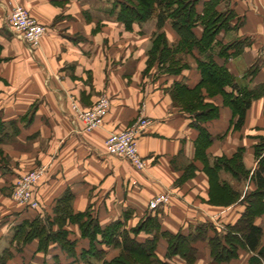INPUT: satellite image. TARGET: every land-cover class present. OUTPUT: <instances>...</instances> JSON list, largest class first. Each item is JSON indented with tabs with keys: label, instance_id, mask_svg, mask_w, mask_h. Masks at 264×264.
Returning a JSON list of instances; mask_svg holds the SVG:
<instances>
[{
	"label": "crops",
	"instance_id": "0c3cea01",
	"mask_svg": "<svg viewBox=\"0 0 264 264\" xmlns=\"http://www.w3.org/2000/svg\"><path fill=\"white\" fill-rule=\"evenodd\" d=\"M115 1L0 0V145L51 140L50 177L40 187L44 213L49 211L54 216L58 200L71 193L73 212L90 211L102 227L125 221L132 228L153 215L162 232L187 236L200 224L211 223L225 233L226 227L235 225L244 213V204L205 210L182 195L192 183L186 184L183 191L174 186L183 174L175 164H198L200 132L192 125L193 116L175 108L170 95L177 83L198 86L202 79L199 61L210 58L234 79V88L227 86L226 92L240 89L258 94L239 128L238 117L232 106L225 104L222 94L207 98V103L218 107L219 116L203 126L212 139L206 151L212 163L218 157L231 159L241 151L251 174L260 167L264 149L258 159L255 153L264 144V0H220L217 10L232 13L229 29L218 34L210 55L201 54L197 48L193 55H181L187 67L178 73L160 72L158 64L148 67L149 55L140 41L158 33L157 18L136 23L129 30L119 19L121 6ZM203 4L197 5L198 12H202ZM15 5L24 7L47 29L35 50L10 29L8 19ZM172 29L168 21L160 30L170 46L181 39ZM194 32L201 38L203 27L198 25ZM104 95L111 100L104 125L92 132L83 131L82 124L73 118L71 103L77 101L82 108L91 109ZM140 117L153 122L138 139L139 153L146 163L143 171L108 155L105 147L110 133L125 131ZM17 176L15 166L0 163V188L15 184ZM225 176L224 180L233 184V177ZM165 194L169 202L151 213L150 201ZM18 220L21 223L27 218ZM255 225L263 230V246L264 214L255 219ZM75 233L77 249L88 248V241L79 231ZM214 234L208 231L209 236ZM138 238L144 241L151 236L142 233ZM193 247L199 251L195 264H219L213 261L207 241L198 240ZM100 248L108 260L120 251ZM54 250L57 253L51 254ZM167 252L168 243L160 238L158 257L171 264H186L180 256L167 258ZM55 256L64 263L70 259L56 246L45 254L36 244L30 258H21L20 263L53 264ZM253 258L261 262H253ZM220 264H262V259L240 249L238 258Z\"/></svg>",
	"mask_w": 264,
	"mask_h": 264
},
{
	"label": "trees",
	"instance_id": "16d2710c",
	"mask_svg": "<svg viewBox=\"0 0 264 264\" xmlns=\"http://www.w3.org/2000/svg\"><path fill=\"white\" fill-rule=\"evenodd\" d=\"M202 1H204L203 10L198 12L197 5ZM219 2L220 0H116L115 4L121 6L119 19L129 30H132L136 23L145 22L152 17L157 18L159 30H162L168 21L172 23L181 37L180 41L177 46H170L164 34L157 35L159 42L155 52L149 55L148 67L158 64L160 72L178 73L187 67L183 64L181 55H193L195 48L201 54L210 55L214 49L213 44L218 42V34L229 29L232 13L218 11ZM198 25L203 27V33L199 39L194 32V28ZM198 67L202 75L198 86L190 88L185 83H177L171 93L174 96L188 95L192 101L199 100L197 105H188L182 111L195 119L192 125L200 132L197 146L204 151L214 183L220 189L231 193L228 182L220 176L221 172L230 174L235 179H241L243 175L248 178L251 172L246 169L241 159V151L231 159L218 157L213 160V163L208 159L206 149L210 146L212 139L203 124L218 118L219 109L197 96H200L199 91L204 86H215L224 96L225 104L232 106L234 116L238 117L236 127L239 128L243 124L244 116L253 98L258 94L240 89H236V92H226L227 86L234 88V79L224 67L219 66L211 58L199 61ZM263 149L264 144L256 148V153L259 155ZM252 182L255 184V191L246 198L244 213L235 225L226 227L225 233L219 232L211 223L200 224L187 236L181 233L162 232L157 216L153 215L140 220L132 228H128L125 221L113 222L102 227L90 211L75 214L71 209L72 194L66 193L58 200L55 218L49 221L48 226L40 218L24 220L15 227L12 243L23 247L28 245L30 240L38 239L39 252L47 254L51 246H56L73 260L64 263L55 256L53 264H94L92 260L102 264H171L169 261L161 260L156 253L160 238H164L168 243L167 258L180 256L186 264H195L199 251L193 247V244L198 240L207 241L215 263H226L238 258L240 249L257 253L259 255L257 256L262 259L264 258L263 230L255 225V219L264 214V157L260 160V167L253 173ZM218 192L221 193V190ZM231 194L230 201L234 202L233 198L237 197V194L235 192ZM67 223L79 226L81 238L89 243L88 248L77 249L79 241L69 238L67 231L63 229ZM56 225L60 228L54 232L53 228ZM209 230L214 231V236L208 235ZM142 233L149 234L151 238L139 240L138 237ZM100 246L112 247L120 251L117 256L108 260L105 250ZM13 254L12 251H5L0 255V264H6L13 258ZM252 260L256 263L260 261L259 258Z\"/></svg>",
	"mask_w": 264,
	"mask_h": 264
},
{
	"label": "rangeland",
	"instance_id": "374dc122",
	"mask_svg": "<svg viewBox=\"0 0 264 264\" xmlns=\"http://www.w3.org/2000/svg\"><path fill=\"white\" fill-rule=\"evenodd\" d=\"M172 31H175L176 34L178 33L174 28L172 29ZM154 34L150 36L149 39L147 37H143L141 38V41H140V46L143 45L145 47L148 55H152L155 52L154 50L156 48V45L159 42L156 36L159 34H163V33L160 32L159 30L158 33L154 32ZM164 37L166 39L165 33H164ZM177 42L173 44L174 47L177 46L178 44ZM199 94L200 96L198 95L197 98L201 97V100L206 102L207 98L217 97L221 93L215 86L207 85V86H204L199 91ZM170 96L174 102V107L177 108L178 110L179 109L182 110L186 108V106L188 105L194 106L195 104L197 105L199 103V100L192 101L191 97L188 95L174 96L171 94ZM73 102H76L79 105L77 101H73ZM80 108L82 107L80 106ZM82 109H85V108H82ZM244 121H245V116L243 119V124H244ZM131 126L132 125H130L126 130L130 129ZM82 130L84 131V129ZM50 148H51L50 139L37 140V141L30 143L29 145H22L16 141H12L10 144H7L5 146L0 145V163L2 164L3 162H8L12 164L13 166H15L20 175V176H17L15 180L17 178L18 179L21 178V182L17 187H15L16 183L15 184L13 183L12 185L9 184L5 186L4 188H0V234L2 232L4 235V236L3 235L0 236V255L4 254L5 251L7 252L12 251L14 253L13 258L8 260L6 264H22L20 263L21 262L20 259L23 258V260H26L27 258H30V255L33 252V249L36 248V244H37V247L39 246L38 239L30 240L28 242V245H24L23 247H21V245H17L16 243H12V240L14 239L13 235H14L15 227L17 226L16 224L17 223L19 224L18 218L25 217L27 218V220L40 218L42 219V222L47 226L50 223L49 221L55 218V215H56L55 208H54V216L49 214L50 213L49 211L44 213V207L42 206V198L40 194V187L50 177V165H51ZM196 151H197L196 162L200 164L199 167L201 169L198 170L197 168L198 164L195 165V162L191 164H183L182 162L175 164L177 168H181L183 170V174L181 178L174 185L176 189L183 191L184 186L186 184L192 183L193 186L191 188H186L185 191L182 192V195L185 197H188L192 201L196 202L197 205L209 211L230 208L232 206L236 207L238 205L241 206L242 204L246 206V202H245L246 198L248 197L250 193L255 191V186L252 182L253 174H251L248 178L247 177L245 178L244 175L242 176L241 179L233 178L232 179L233 184L230 183L231 184L230 185L228 183L230 192L231 193L235 192L237 194V197L235 198L232 197L234 202H231L230 196H232V194L227 192L226 190L220 189L214 183L213 181L214 179H212V176L208 169V166H207V163L204 157V151H202V148H199L198 146H196ZM255 157L257 159L260 158L261 153L259 155L255 153ZM241 159L242 161L244 160L243 154H242ZM145 167H146V163H145ZM198 172L200 173V175H198ZM226 174L227 173L225 172H221L220 174L221 178L225 179ZM29 182L30 183L37 182V188L35 190V198L39 202V207L37 209H30L29 207L23 206L20 202V193ZM218 190H221V193H219ZM148 210L151 213L155 212V211L150 210L149 206H148ZM134 223L135 222H133V224ZM59 228L60 227L56 225L54 226L53 231L56 232L58 231ZM63 229L64 231H67L66 233H68L69 238L73 240H75L76 237L78 236L76 235V233L74 234V231H79L81 234V230L79 226L74 223L65 224ZM21 240H23V238H21ZM78 247L79 246H77V248ZM52 253H57V251L54 250L51 252V254ZM199 258L201 259V261H204L205 260L204 254L200 253ZM71 261L73 260L70 258L69 262ZM92 261L95 264H102V262H98L95 260H92ZM35 264H39V263L36 261ZM262 264H264V258H262Z\"/></svg>",
	"mask_w": 264,
	"mask_h": 264
},
{
	"label": "built area",
	"instance_id": "2783aa9c",
	"mask_svg": "<svg viewBox=\"0 0 264 264\" xmlns=\"http://www.w3.org/2000/svg\"><path fill=\"white\" fill-rule=\"evenodd\" d=\"M10 29L19 36L30 49L39 47L42 37L46 34V27L33 18L29 12L20 5H15L8 19ZM261 54L264 56V45ZM111 110V100L108 96H101L91 109H82L76 102L71 103L73 118L83 125L86 132H92L104 125ZM153 124L144 117L138 118L130 129L110 133L106 139L105 147L108 155L128 161L136 170L143 171L144 159L138 149L139 136ZM21 182L17 180L15 187ZM37 182H29L20 193V202L30 209H37L39 202L35 198ZM169 202V195H160L150 201V210H156Z\"/></svg>",
	"mask_w": 264,
	"mask_h": 264
}]
</instances>
